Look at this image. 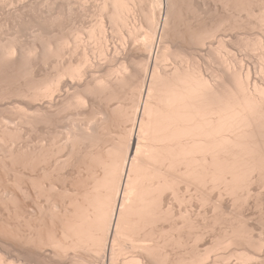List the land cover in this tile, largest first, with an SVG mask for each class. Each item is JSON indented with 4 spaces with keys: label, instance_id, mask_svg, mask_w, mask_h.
I'll list each match as a JSON object with an SVG mask.
<instances>
[{
    "label": "bare ground",
    "instance_id": "6f19581e",
    "mask_svg": "<svg viewBox=\"0 0 264 264\" xmlns=\"http://www.w3.org/2000/svg\"><path fill=\"white\" fill-rule=\"evenodd\" d=\"M90 1H92V0H90ZM100 1H102V2L100 3V5L98 7L100 8V11L104 14V16H106V18L108 20L107 22L112 27L111 29H113V32L116 33V31H118V32L120 31V28H123V30H124V28H126L129 35L132 38V39L130 38L131 43H132L133 38L135 37V40H134L135 46H133L132 50H136V52L139 51L138 53H141L142 54L141 56L144 55L143 56L144 58H142V60H140L137 63V68H136V70L135 69L134 70L136 71L137 74H139V72L142 73L143 76L140 78L141 80L138 81L137 84H135L136 74L130 70L129 62L125 61L128 58L126 59L124 57L125 60L120 63V66L118 65L119 67L117 69L112 68L114 65L112 67H108V70L106 72V78H105V75L103 74L104 79L101 81H99L100 79H98L99 83L97 82L96 87H91L92 85H94L93 83H91L92 84L91 86L87 83L85 86H83L84 87L83 90H85L86 95L89 93H90V95H95L98 93L101 94L102 92H104V94L108 93V96L106 99L110 103L114 100L119 99V93H120L119 91H122L126 87L129 88L131 91L130 95H132L131 106H129L128 108H125L121 103H119L115 107L110 109V106L107 104L109 107L108 109H110V110L106 116L107 117L106 121L112 122V120H113V121H116L117 124L120 123L119 124L120 126H121V124H128L129 127H128V125H126V129L122 132V135H119V136H121L120 139L118 138L119 141H117V142L115 141L116 143L113 144L111 147L108 146L107 147L108 149L106 151H103V153L101 152L102 150L98 151V148H97L100 145L99 142H101V140H100L98 134H95V132H97V131L99 132V129H100L99 127H98L99 129L95 128V129H97V131H94V133L92 131H91V133H89L88 131H90V130L88 129L87 132H86V130L85 131L82 130V133H80V131H79V133H80L79 134L78 131L76 130L77 131L76 133H78V135L77 134L72 135V133H73L72 132L70 135L71 137L68 136L69 138H68V140L66 139L67 142H65L66 145H65V143H63L65 146L62 145L64 150L60 149L61 152L66 151L65 149L67 148V149L71 150L70 152L72 154L82 144H84V147H85V144L89 143L90 148H88V149H90V150L85 151V153H86L85 157L90 156L89 158L91 159V163H94V165L97 166V168H99V170H101L100 172H102V175L99 177L95 176L96 178L95 177L92 178L93 183H92V185L90 184L91 185V188L89 187L90 189H87V191H85L86 190L85 189V190H83L85 192H82V193L80 192L79 194L75 193V195H74L75 197L71 198V201L69 199L70 203L68 204V206L70 205V207H66V209L63 208L64 210H61V208H60L61 211L58 214L59 218H57L59 220L58 222L60 224V228H59L60 231L58 230L60 232L59 237L54 235L55 233L52 234L51 232H50V234L48 233L47 236L45 235V237H43L44 235L34 237V236L29 234L32 237L28 236L29 237L28 241L26 239L25 242L27 241L29 244L31 243L30 246L34 244L35 246L33 245L32 247H36V248H32L33 250L37 249V248H41V249L44 248L45 249L46 247L47 248L48 247L53 248L54 249L53 251H55L54 256L58 257V259H61V257L63 258V257H65V255H66V257H68V255H70V253H74V252L76 253L78 251H80V253H81V251L84 253L90 252L89 255L91 253H95L96 255L93 254L94 256H98V255L100 256L104 253L103 251L105 250V248H107L108 245H111V249H112L111 253L112 254L116 253V255L117 254L120 255V252H121L120 249L125 247V246L123 247L122 245H121L122 246L121 247L120 244H123V245L128 244L129 245L130 242L132 243V241H135L134 246L132 243V246L134 247L133 249H135L138 242H139L138 245H141L140 246L141 249L139 246H137V247H139V248L136 247L138 250L135 249L136 251L135 250L134 251L139 252V249H140V251L144 252L142 254L146 255V256L143 255L145 257L142 256V259L147 257V260H148L150 258V259H152L151 261H154L156 264H157V262L159 264H168V262H169L168 260H170V258L168 259V257H170V254L168 256V252H167L168 249L167 250L165 249L167 252V253L165 252L166 254L161 253L160 250L162 251L164 246H165V248L167 246L173 247L170 242H172V243L174 242L175 245L180 246V248H181V246L185 245V242L189 239L191 240V241L190 240L187 241L189 243L190 242L192 243V241L195 243L196 242L198 243V241H200V240L204 242V235H205V237H207V236L212 237V235L215 233H216L215 234V240L213 241L214 238L211 239L213 241V244L211 242L210 243L211 246L208 245V247L206 246V248H201V249L206 250V251L204 250L205 252L202 251L203 254L199 252L200 250L198 251V249H199L198 245L199 244L194 246L192 248L193 250L191 249L192 254L187 249V251L191 254V255H189L190 257L193 258L195 256L193 258L194 263L189 259V261L192 264H196L197 261H198V264H200V263L202 264V261L207 262L209 260L207 255H209L211 252H215V251L225 252L226 249L230 251V253H229L230 255H228V254L224 255L221 252L223 254L221 256L219 254L220 252L219 253L217 252L218 257L222 258L223 256H226L224 258L229 259L230 258L229 256H231V253H232L231 250L234 249L233 247L236 246L237 248H239L240 245H242V244H245L244 246H247V248L251 247V248L257 249L258 251L259 250L263 251L264 250V239H261V237L264 235V233H262V232H264V230H263L264 227H261L263 230L262 232H261V229L259 227L258 230H260V235H259L260 238L258 239L256 237L257 238V240H256L254 237V234L252 235V232L255 233V230L252 231V229L249 228V226H250V225H248L249 221H248V219L246 220V218H245L249 213L247 211H245L244 208H246L245 207L246 205L247 206L249 205V207H250L251 206L250 204H252V206L254 204H256L257 205V206L255 205L256 208H258V207L261 208V206H259V205H262L261 203H263L262 201H264V199H263L264 198V195H263V192H264V83L260 84V83H262V81L259 80L257 77V76H259L260 78L262 77L263 79L262 78L261 79L264 80V54L263 55L261 54L262 55V57H261L262 63L260 66H257L259 68L254 66L255 68H254L253 72L251 70H248V72L245 75L243 74L245 76L244 78L241 77L242 74L240 76L238 73L232 72V70L234 69L233 67L231 70V67L226 66V72L224 69H223L224 71L222 70L226 74L223 73L225 75L224 76L220 75L221 77L214 76L215 78L213 79V78L207 77L206 74L204 73L205 70L208 68L206 67L205 70L203 71L204 66L202 67V64L200 65V62L198 59V54L200 55L201 51H200V53H198L197 48L198 47L202 48V46L205 45L207 40L209 41L212 38L216 37L215 36V34H217L216 30L219 26L222 25L223 22L220 23L218 26H216V28L214 26L212 27V24H211V27H209L210 25H207V26L204 25L205 26L204 27L201 24L200 27L198 25H197V27L191 26L190 27L191 30L189 28V30H190L189 32L186 30L190 34L189 40L191 42L190 43L188 42V43L190 44V46L193 43V45H192L193 48L192 49L190 48L192 51L191 52V58H190V55L188 54L189 59L190 60L192 59L191 63L190 64L187 63V64H189L188 66H183L184 62L185 61L187 62V60H188V55H187V51H185L186 48L184 49V47H185L184 43L185 42L182 45V43H180V41H179V37H180L179 29L184 24L182 22V19H183V14H184L185 8L187 7V5H186L187 0H151L152 1V5H151L152 7H149L150 9L148 7H145V5L147 6V4L145 3L143 8L145 7L149 10L146 9L148 12L146 14H144L145 19L142 21H144V22L146 21L145 23H147L146 24L147 28L145 27L144 29L145 30L147 29V30H146V32L144 30L142 31L143 33L145 32V36L143 35L144 38L143 37L141 38L142 41L139 40L141 42H138L137 39H139V38H138L137 34H138V32L140 33L141 29H143L142 24L138 25L135 23L134 24L135 26H132V25L134 23L133 18L136 17L138 12H140V11L144 12V10H142V7H141L144 0H100ZM188 1L190 2V3H188V4H190L189 8H191V6L194 5V3L192 4V2H195V0H188ZM257 1L258 0H217V2H219L221 7L224 9V12L228 11V12L235 13V14L236 13H242V14L245 13L246 14L245 16L247 17V19L249 18L248 20H250V19L253 20L252 22L249 21V22H251V23H249V24H251L250 26H254L255 28L258 27L259 29L264 31V6L263 7L260 6V8H259L258 7L259 5H257L259 11L257 9L258 12H255V10H256L255 7H256ZM149 2H148V5H150ZM165 2H166V5H165ZM196 2H197V0H196ZM213 2H215V1H213ZM217 2H216V4H217ZM89 3H90L89 0H0V15L3 17L5 16V18L11 20L12 23L14 24L13 27L15 25H17V26L23 28V26L25 27V25H28L29 26L28 28H31L32 30L33 29L38 30L39 33L35 35V36H37L36 39L39 38L42 41V42L40 41V43H42V45L44 44V46H42L40 44L42 46V49H43V50H41L42 53L40 54L38 52L39 50L37 51L36 48L33 46H31V48L27 47L26 49L21 48L22 46H18L19 42H20V41L18 42V40H20L19 37H18L19 39H17V37L15 36L16 38H14V39L12 38L11 40L8 38L9 42L6 41V43H3L0 40V70H1L0 73L4 74L6 71L8 72L9 69H12V71H13V70H15V69L17 70V68H21V67H22V69L21 70L19 69V70L21 72H22V70L23 71L25 70L24 73L25 72L27 73V71L29 72V70L33 68V66L32 67L30 66L32 64L31 62L33 60H36V61L38 60V62L41 61V60H39V58H41L44 61H47L46 59H49V58L50 59L55 58L58 60L60 58H63L64 56L66 57V55L68 53L71 55H72V53H76V50L80 49V47L86 48L85 47L86 46V44H85L86 39H85V41H83L84 38L83 37L81 38L83 33L81 34L80 31H79V33L81 35L79 33L76 34V42L73 43L75 45L72 44L73 45L72 47L70 46L71 43H69L68 41H66L65 38L60 37V36H59L60 39L55 38L56 40H58V41L55 40L56 44H55V42H52L51 40H44V38L46 36L44 35L45 37L43 38V36H41L40 31L44 30V28L50 23L53 26H54V24L58 23L59 20L62 18L61 16L63 14L61 15V13L64 10L70 16L71 15L73 16L76 14V18L80 17V19L83 22H85L86 18L88 17V14H86V8L88 7ZM92 3L94 4V2H92ZM95 6H96V4H95ZM217 6H218V4H217ZM189 8H188V10H189ZM192 9H194V8L192 7ZM208 9H209V7H208ZM207 11H209V10H207ZM194 12H196V11H194ZM228 12H227V14H230ZM140 14L142 15V12H140ZM201 14H202V12H201ZM201 14H199V15H201ZM86 15H87V17H86ZM186 15H188V14H186ZM100 16H103V15L100 14ZM232 16H234V15H232ZM241 16L239 15L238 17L241 18ZM142 18H143V16H142ZM9 20H7V23ZM65 20H62V21H65ZM102 20H103V18H102ZM234 20H235V18H234ZM224 22L226 23L227 21H224ZM243 22L244 21H242V23ZM101 23L102 24H100V29H98L99 27L97 28L101 34L99 42H98L99 46H100V47L98 46L100 48L99 49L100 50L99 56L102 59V61H104V63L105 62L111 63L112 60L120 58L121 55H119L120 53L118 52L117 45H115V46L113 45L114 47L110 48L111 45L108 44V38L109 37H108L107 29L104 28L103 22H101ZM4 24L5 23L3 22L2 25H4ZM8 24H7V26H8ZM80 24H81V22H80ZM83 24H81V27H83ZM249 24H248V26H249ZM59 25L61 26V24H59ZM105 25H107V24H105ZM7 26L4 25L3 28L7 27ZM55 26H57V25H55ZM0 29H2V27ZM84 29H85V26H84ZM87 29H88V27H87ZM186 29H188V28H186ZM11 30H12V28H11ZM75 30H77V28ZM180 30H183V29H180ZM7 32H9V31H7ZM50 32H52V31H50ZM72 32H74V31H72ZM48 34H50V33H48ZM85 34H87V32ZM219 34H220V32H219ZM96 35H98V34H96ZM138 35H140V34H138ZM141 35H142V33H141ZM185 35H186V33H185ZM53 36H54V34H53ZM116 36H117V34H116ZM127 36H128V34H127ZM47 37L49 38L50 36H47ZM95 37H97V36H95V31L91 30L90 31L91 40H95L94 39ZM52 39H54V38L52 37ZM116 39H117V37H116ZM119 39H121V38L119 37ZM23 42H26V40ZM136 42H137V44L138 43L139 44L137 45ZM261 43H262V41H261ZM28 44H29V42H28ZM119 44H120V42H119ZM126 44H127V42L122 44V46L124 47V45H126ZM253 44H254V46L256 45L255 43H253ZM20 45H22V44L20 43ZM258 45L261 46V45H263V43L261 45L260 44H258ZM25 46H27V45H25ZM127 46H125L124 48H126ZM18 47H20L21 49H18ZM195 47H196V49H195ZM120 48H121V46H120ZM251 48H252V46H251ZM256 48H257V46H256ZM96 49H98V48H96ZM193 49H195V50H193ZM258 51H259V48H258ZM82 52H84V51L82 50ZM85 52H86V50H85ZM130 53H128V55H130ZM242 53H243V51H242ZM94 55L96 56V54H94ZM171 55H173V56H171ZM67 56H69V55H67ZM78 57H79V55H78ZM80 57H82V56H80ZM88 57H89V53L87 56V52H86L84 54V57H83L84 61L82 60L80 64L76 63L77 65H73V63L70 61L69 64H65V66H63V67H62L63 64L59 66L62 68H59L58 63H57L56 66L54 65L57 68V72H56V74H55L56 76H54L53 80H48V79L43 80V81L40 80L39 82L36 81L39 84H37V83L34 84L31 82L32 80L30 79L31 84H29V86L33 84L32 88H30L29 86L27 88L26 87L25 88L28 90H29V88L31 90L33 89V91H32V93H30V92H26L23 90V92H24L23 94L24 95L26 94V98H27V96L32 98L33 99V100L31 99L32 102L33 101H37V102L42 101V100H45V98L46 99L50 98L49 103L53 102L54 101L53 97H54L55 93L58 92L61 88L60 86H61L62 79L65 80V78H66L68 81L70 80L71 82H73V81L82 82L84 77L86 76V72L88 71L87 69L85 71L83 65L84 66L88 65L89 67L94 68L95 65L94 64H93L94 66L91 65V63H90L91 60ZM173 57H175L174 59H178V60L180 59L179 63H180V61H181V63L178 64L177 63L178 60H176L177 62L174 61L175 67H173L172 69L170 68V70H168L165 64L169 58L172 59ZM219 57H221V56H219ZM122 58H123V56H122ZM214 58H215V56H214ZM78 59H81V58H78ZM131 60H133V59H131ZM131 60H130V63H131ZM203 60H205V59H203ZM214 60H217V59H214ZM41 62H43V61H41ZM93 62L97 63L95 61H93ZM117 62H118V60H117ZM176 63H177V65H176ZM43 64H45V63H42V65H41L42 68L44 66ZM258 64H259V62H258ZM16 65H18L17 68H16ZM6 66L8 67V70H7V68H5ZM134 66H135V63H134ZM220 66H223V65H220ZM89 67H86V68H89ZM101 67H103V66H101ZM242 67H243V65H242ZM93 68H90V69H93ZM48 69H49V67H48ZM102 69H104V71H105V67L101 68L100 70H102ZM44 70H45V68H44ZM49 70H51V69H49ZM12 71H10V73ZM47 71H45V72L47 73ZM54 71H56V70H54ZM54 71H52V72H54ZM52 72H49V73L52 74ZM10 73H9V75H10ZM14 73L15 72H13L12 76H16L17 74L19 75L18 72H16L17 74H15V75H14ZM22 74L23 73H21L20 76ZM9 75L7 77H9ZM30 76H31V74H30ZM30 76H26V77H30ZM1 78H3V77H1ZM23 78H21V79H23ZM32 78H33V76H32ZM88 78H89V76H88ZM13 79H15V78H13ZM43 79H45V78L43 77ZM67 80H65V81H67ZM258 80L261 82H259ZM24 82H26V81L24 80ZM34 82H35V79H34ZM26 85L27 84H25V86ZM68 85H65V86H68ZM78 85H80V84H78ZM15 86H14V89H15ZM63 86H64V84H63ZM3 87H4V85H3ZM83 90H82V94L84 93ZM16 91H18V90L16 89ZM60 92H61V90H60ZM62 92L63 93L65 92V95H66L65 90ZM58 94H60V93H58ZM77 94H79L80 96H76ZM77 94L76 95L74 94L75 96L74 95L72 96L73 99H75V100H73L72 98L71 99L73 101L66 100L65 102H63L62 106L58 109L62 110V111H64V110L67 111V109L70 108L71 106L74 107L73 104H75V107H76V105H78V106L82 105L84 107L85 106L84 104L87 105L88 103H90V102L86 103V101H87V100H85L86 95H85V97L82 95L84 97L83 98L80 93H77ZM7 95H8V93H7ZM56 95H57V93H56ZM60 95H64V94H60ZM58 97L61 98L62 96L61 97L58 96ZM5 98H7V97H5ZM125 98H126V96H125ZM51 99H53V100L50 101ZM94 99H96V97ZM31 100L28 99L29 102ZM98 100H99V98H98ZM4 101H6V100H4ZM99 101H101V100H99ZM94 102H95V100H94ZM2 103H3V101H2ZM99 103H101V102H99ZM93 104L95 105V103H93ZM4 105H6V104H4ZM52 105H53V103H52ZM49 106L50 105H48L47 107H49ZM19 107L21 109V106H19ZM44 107H46V105ZM102 107H103V105H102ZM92 108H93V106H92ZM13 109H14V107H13ZM85 109H87V108H85ZM94 109H95V107H94ZM39 110H41V109H38V111ZM34 111H36V110L34 109ZM4 112H1V113H4ZM27 112H30V111H27ZM8 114H9V112H8ZM34 114H36V113H34ZM42 114H44V113L42 112ZM57 114H59V113H56L55 117H57ZM101 114L103 116V113H101ZM28 115H31V114H28ZM18 116H19V111H18ZM32 116H33V113H32ZM41 116L43 117V115H41ZM41 116H40V119H41ZM50 116L52 117L53 115L50 114ZM50 116H47V117H50ZM60 116H61V114H60ZM88 116H90V115H88ZM92 116H93V114H92ZM2 117H3V115H2ZM29 117H27V118H29ZM22 118H24V117H22ZM103 118H104V116L102 117V119ZM71 119H73V118H71ZM43 120H44V118H43ZM48 120H49V118L47 119V121ZM18 121H19V119H18ZM50 122L52 123L53 121L51 120ZM100 122H102V121H100ZM105 122L103 121L102 125H103V123L105 125L106 124ZM111 122H110L111 125H109V126L113 125ZM13 123H16V122H13ZM36 123H38V122H36ZM18 124L20 125V122ZM90 124H93V123L91 122ZM107 124H109V123H107ZM97 125H96V127H97ZM102 125H98V126L101 127ZM27 126H29V125H27ZM33 126L34 125H32V128H33ZM18 128H19V126H18ZM34 128H35V126H34ZM104 128L107 129L108 127L106 128V126H103L102 129H104ZM119 128H121V127H119ZM16 129L17 128H15L14 130H16ZM12 130H13V128H12ZM117 130H118V128H117ZM36 131H37V127H36ZM104 131H106V130H104ZM104 131H100V135H102ZM12 133H11V135H12ZM55 133H57V132H55ZM0 135H2V134H0ZM4 135H5V133H4ZM12 136L15 138L14 135H12ZM21 137H22V135H21ZM3 138H4V136H3ZM106 139H107V137H106ZM24 140H26V139H24ZM17 141H19V140H17ZM21 144H22V142H21ZM60 144H61V142H60ZM105 144H107V143H105ZM43 145H44V143H43ZM37 146H39V145H37ZM23 147H26V146H23ZM41 147H42V144H41ZM28 148H30V147H28ZM43 148H42V150H43ZM93 148L94 149L97 148L96 151H98V152L94 151ZM17 149H19V148H17ZM55 149H56V147H55ZM86 149H87V147H86ZM15 150H16V148H15ZM31 150H33V149H31ZM53 150L49 154H46V152H45V154L44 153L42 154L40 152L41 150L39 151L40 153H37L38 151L37 152L35 151L37 154L35 152H33L34 154L28 155V156H31V158L29 157L30 159L28 158V156L25 155L26 158H28V159H26V160L18 159V160H16V162H17V164L21 165V160H22L23 161L22 163H24L25 165H27V163H28V165H30L32 162H33V164H31V165H35L34 162H37L36 161L37 158H35L33 156H38V160L40 161L41 156L50 157V156H56L58 153H60L59 148L56 149L58 151H56V150L53 151ZM25 151L27 152L26 149H25ZM76 152H78V151H76ZM7 153H9V154L5 155V156L3 155V156L5 158H7L6 156H8V159L10 158L9 156H16V154H17L16 152L14 153L12 150L8 151ZM62 154L60 156H63ZM1 156H2V154L0 155V157ZM17 156H19V155H17ZM39 156H40V159H39ZM20 157H21V155H20ZM69 157L70 156H68V158ZM16 158H18V157H16ZM22 158H24V157H22ZM50 158L52 159L53 157H50ZM68 158H67V161L69 162L70 159L68 160ZM8 159H7V161H8ZM86 159H87V157H86ZM63 160H65V159L63 158ZM3 161H5V160H3ZM24 161H27V163ZM46 162H48V161H46ZM64 163H66V162L64 161ZM79 164H80V162H79ZM37 165H39V164L37 163ZM88 166H90V164ZM2 167L4 169L6 168L5 166H2ZM24 167L25 166H23V168ZM45 167H46V165H45ZM54 167H57V165ZM27 168L29 169V166ZM93 170H95V169H93ZM93 170H92V172H93ZM13 171H18V170L13 169ZM18 172L20 173V171H18ZM100 172L99 173L94 172V174L96 173L99 175ZM89 173H91V172H89ZM7 176H9V175H7ZM12 176H13V174H12ZM46 176H47V174H46ZM12 180H14V178ZM31 180L33 181V179H31ZM10 182H13V181L10 180ZM33 182H36V181H33ZM18 183H20V182H18ZM37 183H36V186H38ZM31 184H32V182H31ZM32 185L34 186L35 183ZM58 185H59V183H58ZM34 188L37 190V188L35 186H34ZM52 188H55V187H52ZM182 189L184 191L186 190V191H192L193 192L191 196H190L191 192L187 193V194L190 193L189 199L187 196H186L187 198H184L181 196L180 193L184 192V191H181ZM56 190H57V188H56ZM71 191H73V189ZM53 192H55V191L53 190ZM58 192H60V191H58ZM43 193H41V194H43ZM35 194H36V192H35ZM169 194L172 195V198L174 197L172 199L173 201H175V200L177 201V203H176L177 205H179V203H180V206L182 205L181 207H184V208L186 207L185 209L188 210V212L186 210V212H187L186 214L179 212V211H182L181 209H184V208L179 207L180 209H178V208L174 209L171 204L175 203L176 201L171 203L170 198H169V202H170L171 206H169V205L166 206L167 205L166 196H168ZM7 196H8V194H7ZM7 196H6V198H7ZM11 197H12V194H11ZM29 197H31V196H29ZM36 197H38V196H36ZM64 197H65V195H64ZM68 197L70 198V196H68ZM261 197H263V198H261ZM57 199H59V198H57ZM9 200H11V199H9ZM7 201H8V199H7ZM62 201H60V202H62ZM195 201H196V203L199 204V205L198 204L197 205L202 208L201 209L198 206L195 207V208H199L198 209L199 211L197 209H196L197 210L196 211L195 209L192 210L193 208L192 209L189 208L195 203ZM189 202H191V204H190L191 206L188 205ZM224 202L227 203L225 207H227V205L229 204V206L227 207L228 211H223ZM46 203L48 204L49 202H46ZM185 203H187V205H185ZM47 204H45V205H47ZM52 204L53 203H51L50 205H52ZM34 205H36V204H34ZM54 206L55 205H53V207ZM24 207H25V204H24ZM249 207H247V208L249 209ZM262 207H264V206L262 205ZM22 208H23V206H22ZM50 208H51V206H50ZM26 209L28 211H32L29 209V207ZM36 209H38V208H36ZM39 209H43V207L39 208ZM39 209L37 211L41 215L42 212H44V211L43 210L41 211ZM203 209H205V210H203ZM241 209L243 211H241ZM27 210L25 211V213L27 212ZM51 210L52 209L48 210L51 217H54L55 214L57 215V213H55V214L53 213L54 210H57L56 208L52 212H51ZM174 210L178 211V214H176L177 216L175 215ZM189 210H192L191 211V212H193L192 215L190 214L191 212H189ZM195 211L197 213L196 215L194 214ZM201 211L203 213H201ZM244 211L247 212L248 214L245 213ZM262 211H264V208L260 209V212H262ZM48 212H47V214H48ZM238 212L242 215L244 213V214H246V216L243 215L245 217H242V215H240ZM260 212H259V214H258V212H257V214L254 213V215L256 214L254 216L255 219L251 216L252 220L253 219L259 220L260 217L264 218L262 215L264 212H262V214ZM179 213H180V215H179ZM11 214H12V212H11ZM28 214H29V212H28ZM28 214H26V215L29 216L30 214L29 215ZM13 215H11V216H13ZM178 215H179V217H178ZM194 216H196V217H194ZM256 216L258 218H256ZM32 217H30V218H32ZM199 217H201V219ZM202 217H203V219H202ZM206 217H207V219L210 220V224L207 225V227H206V224L209 223V220H207ZM251 217H249L250 218L249 220H251ZM174 218L183 219V220H181L183 222V225L174 224V223H177V222L172 221V219H174ZM197 218L200 219V222H202L204 219H206L208 221V223H205V224L203 223L205 226H202L201 223L196 221ZM243 218H245V220ZM180 219H178V220H180ZM36 220H38V219H36ZM53 220H52V222H53ZM260 220H259V222L264 224V220H262V219H260ZM16 221H18V219ZM168 221L169 222L172 221L171 225H169L171 227L170 228L171 231L169 232V229H168L169 234L166 233L167 231H165V229H164L165 222L168 223ZM245 221L246 222L248 221L247 224ZM218 222H219V224H218ZM252 222L255 223L256 221L255 222L251 221V223ZM259 222H258V224H259V226H261V224ZM220 223L225 224V225H222V227H224V228L217 235V230H215L216 232L214 231V233L212 231L215 228H217L218 225L220 226ZM54 224H56V223H54ZM158 224H160V225L163 224V226H161L162 229H158V228H161L160 225H158ZM200 224H201V226H200ZM216 224H218V225L216 226ZM256 224L257 223H255V225ZM14 226H16V225H14ZM157 226H159V227H157ZM253 226H254V224H253ZM200 227L201 228L204 227V228H202L200 230L199 229ZM4 228H7V227H4ZM31 228H32V226H31ZM13 229H14V227H13ZM15 230H16V228H15ZM30 230L32 231L33 229H30ZM47 230H48V228H47ZM156 230H158L157 234H155ZM210 230H212V231H210ZM209 231L212 232L213 234L209 233ZM16 232H17V230H16ZM28 232H29V230H28ZM175 232H177V233H175ZM13 234H14V232H13ZM154 234H155V237H154L155 239L153 238L152 241L156 240L158 242V243L156 242V244H154L153 242L149 243V242H147V240H145L148 244L145 243L147 245H145V244L143 245V244H140L141 243V241H139L140 238L135 237V236H142V235L147 237V236H152ZM159 234L162 236L165 235V238H164V236L161 239L158 237L156 238V235L159 236ZM174 234H178V235L174 236ZM261 234H263V235H261ZM144 236L141 237V240L143 239V241L145 238ZM208 237L205 240H207ZM0 238H1V236H0ZM131 238H132V241H131ZM133 238H136V239H133ZM21 239H22V237H21ZM128 239H130L129 240L130 242L128 241ZM137 239H138V242H136ZM158 239H160L161 241L164 239V242L160 243L158 241ZM17 240H18V238H17ZM126 240H127V242H126ZM211 240L209 239L208 241H211ZM9 241H11V240H9ZM27 242L25 244H28ZM167 243L168 244L170 243L171 245H166ZM15 244H17V243H15ZM19 244L20 245H18V244L17 245L21 246V243H19ZM0 245H2V244L0 243ZM187 245L188 244H186L185 247H187ZM30 246H28V247L31 250ZM116 246L118 247L119 250L117 249ZM2 247H3L2 248L3 250L5 249V251H6V249H7L9 251L8 245L7 246L3 245ZM5 247H7V248H5ZM197 247H198V249H197ZM29 248H28V250H29ZM130 248H132V247H130ZM115 249H117L119 252ZM124 249H121V250H124ZM223 249H225V250L223 251ZM240 249H242V247H240ZM126 250H129V249L127 248V249H125V251ZM235 250L238 251L239 249L235 248ZM1 251H0V264H21V262L20 263L15 262L16 260L15 261H13V259L9 260L8 259L9 257L8 258L6 257L5 252L3 253ZM36 251H38V250H36ZM113 251H114V253H113ZM185 251H186V249H184V252ZM236 251H233L234 252V253H232L233 256L236 253ZM241 251L240 250L238 251L239 256H241V258L238 256V259L241 262L239 261L240 263H237V264H247V263L249 264L250 261L255 262V264H258L257 262L260 261L259 264H264V263H262L263 260H259V258L257 256L256 257L258 258V261L256 258H254L256 260L253 259V257L251 256L252 255L251 253L248 252L249 254H247L246 252H243L244 251L243 249ZM260 251H259V253H260ZM15 252H16V250L14 251V253ZM31 252H32V250H31ZM123 252L124 251H122V253ZM14 253H12L13 256H14ZM23 253H24V250H23ZM46 253H48V252H46ZM125 253L127 254V252H125ZM125 253H123V256ZM217 253H216V255H217ZM41 254L42 253H40L39 255H41ZM126 254H125V256H127ZM139 254H140V252H139ZM142 254H140V255H142ZM93 255L91 254L92 257H93ZM116 255L114 254L113 258L115 257V259H116V257H118L119 259L118 258L117 259L119 261H120L121 257L123 258L122 255H120V256H118V255L116 256ZM19 256H21V255H19ZM73 256L68 257V258H70V259L74 258ZM75 256H77V253ZM107 256L108 255H106L104 257H107ZM130 256L128 258L125 257L120 263H117V264H150V263H148L149 260L148 261H146L144 259L141 260V259L137 258V256H135V257H133V256L130 257ZM184 256L189 258L188 254H185ZM206 256L208 259L207 261L205 258ZM27 257L30 258L29 255H27ZM55 257L50 256V259L52 258V260H53V258L55 259ZM138 257H140V256H138ZM22 258H23V255H22ZM38 258H40V257H38ZM41 258H43V257H41ZM48 258H46V259H48ZM68 258H66V259H68ZM93 258H97V257H93ZM109 258L112 259V256L110 255ZM25 259H26V257H25ZM32 259H34V258H32ZM46 259L44 258V260H46ZM58 259L56 258L55 260H58ZM79 259H82V258L77 259V257H76V260H75V258L73 259V260H75L74 262L71 259L72 262H70V263H72V264H86L85 263L86 260L79 261ZM101 259H103V257H101ZM111 259H109V260H111ZM183 259H184V261H183ZM213 259H214V257H213ZM105 260H103V261H105ZM186 260L188 261V259L183 257V258H180L179 261H174V263L185 264ZM34 261L38 262L40 264L39 260L37 261V259H34ZM103 261L101 262V260H100V262H101L100 264L106 262V261L105 262H103ZM115 261L111 260L109 262V264L111 262H112V264H115V263H113ZM151 261H149V262H151ZM170 261L172 263H169V264H174L173 260H170ZM234 261H236V260H234ZM45 262H47V260ZM50 262H53V261H50ZM188 262L186 264H191ZM205 262H203V264ZM230 262H228V260H227L228 264ZM253 262H251V263L254 264ZM29 263H32V261H30ZM92 263L90 262V264H92ZM152 263L153 262H151V264ZM45 264H48V262ZM50 264H52V263H50ZM223 264H225V263H223Z\"/></svg>",
    "mask_w": 264,
    "mask_h": 264
},
{
    "label": "rangeland",
    "instance_id": "374dc122",
    "mask_svg": "<svg viewBox=\"0 0 264 264\" xmlns=\"http://www.w3.org/2000/svg\"><path fill=\"white\" fill-rule=\"evenodd\" d=\"M146 0H144V2H143V4L141 5V7H142V10H144V12L143 11H140V12H142V15L140 14V12H138V14L136 15V17H134L133 18V25L132 26H135L134 24L136 23V24H138V25H141L142 24V28L143 29H141L140 30V33L138 32V34H140V35H138L137 34V36H138V38L139 39H137L138 40V42H141L142 40H141V38L143 37L144 38V36H145V32H146V30L144 29L145 27L147 28V26H146V24L147 23H145L144 21H142V20H144L145 19V15L144 14H146L148 11L147 10H149L150 8L149 7H152L151 5H152V1L151 0H147L146 2H145ZM150 1V2H149ZM203 1V2H202ZM213 1H215V2H213ZM197 0V2H196V0H195V2H192V4L194 3V5H192L191 6V8H189V6H190V4H188V3H190L188 0H187V2H186V5H187V7L185 8V11H184V14H183V19H182V22L185 24H183L182 25V27L180 28V29H183V30H180L179 29V33H180V37H179V41H180V43H182V45H183V43H184V49L186 48V50L185 51H187V55L189 54L190 55V58H191V49L193 48V43H192V45L190 46V34L188 33L190 30H191V26L192 27H197V25L200 27L201 26V24H202V26H204V25H210L209 27H211V24H212V27L214 26L215 28H216V26H218L220 23H222V25L221 26H219L218 28H217V30H216V33L217 34H215V36L216 37H214V38H212L211 40H207L206 41V43H205V45L204 46H202V48L201 47H198L197 48V52L198 53H200V51H201V53H200V55L198 54V59H199V62H200V65L202 64V67L204 66V69H203V71L205 70V68L207 67L208 69H206L205 70V74H206V76L207 77H210V78H215L214 76H218V77H221V76H224L226 73V66H229V67H231V70H232V67L234 68L233 70H232V72H236V73H238L240 76H241V74H242V78H244L245 76V74L248 72V70H251L252 72L254 71V66H260L261 65V63H262V59H261V57H262V55L264 54L263 52V50H264V31L263 30H261V29H259L258 27H254V26H250L251 24H249V23H251L253 20L252 19H250V20H248L247 19V17L245 16L246 14L244 13V14H242V13H231V12H228V11H225L224 12V9L221 7V5H220V3L219 2H217V0ZM260 1V2H259ZM89 5H88V7L86 8V14H88V17H87V15H86V20H85V22H83L81 19H80V17H77L76 18V14L75 15H69V14H67L66 12H65V10L61 13V19L59 20V22L58 23H56V24H54V26L50 23V24H48L45 28H44V30H41L40 32H41V36H43V38L46 36H50L49 38L47 37H45L44 38V40H51L52 42H55V40L56 39H60V37H63V38H65L66 39V41H68L69 43H71L70 44V46L72 47L73 45H75V44H73V43H75L76 42V34H78L79 33V31H80V33L82 34V36H81V38L83 37L84 39H83V41H85V39H86V42H85V44H86V48H84V47H80V49H77L76 50V53H72V55L71 54H67V55H69V56H67L66 55V57L64 56L63 58H60V59H55V58H52V59H46L47 61H44V60H42L41 58H39V60H41V61H43V62H41V61H39L38 62V60L36 61V60H33L31 63V67L33 66V68L32 69H30L29 70V72L27 71V73L25 74L24 73V71L22 70V72L20 71L21 69H22V67L21 68H17L18 67V65H16V68H17V70L15 69V70H13L12 71V69H9V71L7 72L6 70V72L8 73H4V74H1L0 73V111L1 112H4V113H1L0 112V134H2V135H0V155L2 154V156L0 157V236H1V238H0V243L2 244V245H0V251L1 252H5V255H6V257L9 259V260H12L13 259V261H15V262H21V264H39L38 262H35L34 261V259H37V261L39 260V262H40V264H45V263H47L48 262V264H50V263H52V264H72V263H70V262H72V260L75 258V260H76V257H77V259L78 258H82V259H79V261H81V260H86L85 261V263L86 264H90V262L92 263V264H100L103 260H105V261H103V262H105V263H102V264H109V262L112 260V261H115V262H113V263H115V264H117V263H120L125 257L126 258H128L130 255V257H135V256H137V258H139V259H141V260H146V261H151L152 259H148L147 260V257L146 258H143L142 259V256L143 255H145V254H142V253H144L143 251H140V249H141V245H138V239H137V241L136 242H138L137 243V245H136V247L137 246H139L140 247V249H139V252H140V254H142V255H140L139 254V252L137 251V252H135L136 250H138L137 248H139V247H135V249H133L134 247V243H135V241H132V238H131V241H132V243H133V246H132V243L129 241L130 239H128V241L131 243H129V245L128 244H120V246L122 245L125 249H129V250H126L125 251V249L124 248H121L119 245V247L121 248V249H124V250H121L120 249V255H122L123 256V253H125V252H127V256H125V254H124V256H123V258L121 257V259H120V261L118 260L119 258L118 257H116V259H115V257L113 258V255L115 254L116 255V253H114V251H113V253L114 254H112L111 252V245H108L107 246V248H105V250L103 251L104 253L102 254V255H98V256H94V255H96L95 253H91L92 255H93V257H97V258H93L92 256H91V254L89 255V253L90 252H82L81 251V253H80V251H78V252H76L77 253V256H75L76 255V253L74 252V253H70V255H68V257H72L73 255V257L74 258H68V257H66V255H65V257H61V259H58V257H55L54 255H55V251H53L54 249L53 248H50V247H46L45 249L43 248V249H41V248H37V249H32V248H36V247H32L33 245H31L30 246V244L27 242L28 241V236H30V235H32V236H43V237H45V235L47 236L48 235V233L50 234V232L52 233V234H54V235H56V236H58L59 237V235H60V224H59V220L57 219V218H59V212L61 211V210H64V209H66V207H70V205L68 206V204L70 203V201H71V198H74L75 196V193H77V194H79L80 192L82 193V192H85V191H87V189H90L91 188V185H92V183H93V180H92V178H94L95 176L96 177H99V176H101L102 175V172H100L101 170H99V168H97V166H95L94 165V163H91V159L88 157V156H86L87 157V159H86V157H85V155H86V153H85V151L86 150H90V149H88V148H90V146H89V143H86L85 144V147H84V144H82L79 148H77V150H75L74 151V153H72L71 154V150H69V149H65L66 151H62L61 152V150H64L63 149V147H62V145H64L63 143H65V142H67V140H68V136H70L71 135V133H72V135H75V134H77L78 135V133H79V131H80V133H82V130L83 131H85L86 130V132H87V130L89 129L90 131H88L89 133H91V131L94 133V131H97V129H95V128H98L99 129V132L97 131V132H95V134H98V136H99V138H100V140H101V142H99L100 143V145L97 147L98 148V151H101L102 153H103V151H106L108 148V146H112L113 144H115L117 141H119L118 140V138L120 139V137L121 136H119V135H122V132L126 129V125H128V124H121V126L119 125L120 123H116V121H113L112 120V122L111 121H106V119H107V114L109 113V110L111 109V108H113V107H115L117 104H119V103H121L125 108H128L129 106H131V103H132V95H130L131 94V91H130V89L129 88H124L122 91H119L120 93H119V99L118 100H114V101H112V102H108L107 101V96H108V93L106 94H104V92H102L101 94L100 93H98V94H95V95H90V93L89 94H85V90H83L84 89V87L83 86H85L87 83L91 86L92 84L91 83H93L94 85H92L91 87H96V84H97V82L99 83V81H101V80H103L104 79V75H105V78H106V72H107V70H108V67H112L113 65V67L112 68H115V69H117L119 66H120V63L122 62V61H124L125 60V58L127 59V60H125V61H127V62H129V66H130V70L131 71H133V73H135L136 74V77H135V84H137V82L138 81H140L141 79V77L143 76L142 75V73H140L139 71V74H137L136 73V68H137V63L140 61V60H142V58H144L143 56H141L142 54L141 53H138V52H136V50H132L133 49V46H135L134 44H135V37L133 38V40H132V43L130 42L131 41V36L129 35V33H128V31H127V29L126 28H124V30H123V28H120V31L118 32V31H116V33L115 32H113V29H111L112 27L110 26V24L107 22L108 20H107V18H106V16H104V14L100 11V8L98 7L99 5H100V3L102 2V1H100V0H92V1H90L89 0ZM92 2H94V4L92 3ZM96 2V3H95ZM148 2H149V4L150 5H148ZM206 2V3H205ZM216 2H217V4H218V6H217V4H216ZM259 2V3H258ZM145 3L147 4V6L145 5ZM203 3V4H202ZM214 5H213V4ZM95 4H96V6H95ZM261 4V5H260ZM145 5V7H148L149 9H147V8H143V6ZM165 5H166V2H165ZM257 5H259L258 7L260 8V6L261 7H263L264 6V0H258L257 1V4H256V7H255V12H258L259 11V9H258V7H257ZM95 6V7H94ZM201 6V7H200ZM98 7V8H97ZM192 7L194 8V9H192ZM205 7V8H204ZM208 7H209V9H208ZM221 7V8H220ZM91 8V9H90ZM188 8H189V10H188ZM88 9V10H87ZM147 9V10H146ZM212 9V10H211ZM216 11H215V10ZM257 9H258V11H257ZM93 10V11H92ZM96 10V11H95ZM146 10V11H145ZM203 10V11H202ZM207 10H209V11H207ZM192 11V12H191ZM194 11H196V12H194ZM98 12V13H97ZM186 12V13H185ZM198 12V13H197ZM201 12H202V14H201ZM207 12V13H206ZM224 12V13H223ZM227 12L228 13H230V14H227ZM95 13V14H94ZM209 13V14H208ZM100 14L101 15H103V16H100ZM186 14H188V15H186ZM199 14H201V15H199ZM208 14V15H207ZM241 16V18L240 17H238L239 15ZM141 15V16H140ZM194 15V16H193ZM205 15V16H204ZM232 15H234V16H232ZM142 16H143V18H142ZM191 16V17H190ZM235 18V20H234V18ZM64 18V19H63ZM102 18H103V20H102ZM195 18V19H194ZM205 20H204V19ZM66 19V20H65ZM81 21H80V20ZM221 19V20H220ZM231 19V20H230ZM7 20H9V19H7V18H5V16L3 17V16H1L0 15V22L3 24V22L5 23L4 25L5 26H7V24H8V28L7 27H4L3 28V26L4 25H2L1 23V25H0V28L2 27V29H0V40L3 42V43H6V41L7 42H9V39L11 40L12 38L14 39V38H16L17 37V39H19L20 38V40H18V42H19V45L18 46H22L21 48H23V49H26L27 47H29V48H31V46H33V47H35L36 48V50L41 54L42 52H41V50H43L42 49V46H44V44L42 45V43H40V39L39 38H37L36 39V37L37 36H35L36 34H38L39 33V31L38 30H36V29H31V28H28L29 26L28 25H25V27L23 26V28H21V27H19V26H17V25H15L14 27H13V23H12V21L11 20H9L8 21V23H7ZM62 20H65V21H62ZM71 20V21H70ZM79 20V21H78ZM132 20V19H131ZM184 20V21H183ZM234 20V21H233ZM248 20V21H247ZM6 21V22H5ZM74 21V22H73ZM77 23H76V22ZM203 21V22H202ZM224 21H227L226 23L224 22ZM241 21V22H240ZM242 21H244L243 23L245 24H243L242 23ZM247 21V22H246ZM249 21H251V22H249ZM65 22V23H64ZM80 22H81V24H83V27H81V24H80ZM83 22V23H82ZM100 22V23H99ZM101 22H103V24H104V28H106L107 29V32H108V44H110L111 45V47L110 48H112V47H114L115 45H117V47H118V52L120 53L119 55H121V57L120 58H118V59H115V60H112V62L111 63H109V62H105L104 63V61H102V59L100 58V56H99V52H100V46H99V39H100V36H101V34H100V31L98 30V29H100V24H102ZM141 22V23H140ZM144 22V23H143ZM213 22V23H212ZM229 22V23H228ZM12 23V24H11ZM79 23V24H78ZM140 23V24H139ZM187 23V24H186ZM199 23V24H198ZM59 24H61V26L59 25ZM75 24V25H74ZM99 24V25H98ZM105 24H107V25H105ZM182 24V23H181ZM192 24V25H191ZM195 24V25H194ZM248 24H249V26H248ZM52 25V26H51ZM55 25H57V26H55ZM74 25V26H73ZM90 25V26H89ZM109 25V26H108ZM239 25V26H238ZM11 26V27H10ZM27 26V27H26ZM76 26V27H75ZM84 26H85V29H84ZM92 26V27H91ZM144 26V27H143ZM245 26V27H244ZM74 27V28H73ZM87 27H88V29H87ZM91 27V28H90ZM99 27V28H98ZM205 27V26H204ZM222 27V28H221ZM236 27V28H235ZM11 28H12V30H11ZM20 28V29H19ZM77 28V30H75ZM79 28V29H78ZM98 28V29H97ZM109 28V29H108ZM186 28H188V29H186ZM189 28H190V30H189ZM228 28V29H227ZM246 30H245V29ZM8 29V30H7ZM26 29V30H25ZM50 29V30H49ZM52 29V30H51ZM57 29V30H56ZM74 29V30H73ZM111 29V30H110ZM243 29V30H242ZM5 32H4V31ZM22 30V31H21ZM32 30V31H31ZM36 30V31H35ZM91 30H94L95 31V36H97V37H95L94 39L95 40H91V38H90V31ZM145 31L144 33L142 32V31ZM185 30V31H184ZM188 32H187V31ZM224 30V31H223ZM7 31H9V32H7ZM16 31V32H15ZM21 31V32H20ZM38 31V32H37ZM50 31H52V32H50ZM72 31H74V32H72ZM76 31V32H75ZM82 31V32H81ZM86 33L87 32V34H85L84 32ZM110 31V32H109ZM182 33H181V32ZM238 31V32H237ZM242 31V32H241ZM245 31V32H244ZM15 34H14V33ZM20 32V33H19ZM33 32V33H32ZM54 32V33H53ZM56 32V33H55ZM72 32V33H71ZM113 32V33H112ZM219 32H220V34H219ZM244 32V33H243ZM257 32V33H256ZM2 33V34H1ZM18 33V34H17ZM48 33H50V34H48ZM79 33V34H80ZM119 33V34H118ZM141 33H142V35H141ZM185 33H186V35H185ZM188 33V34H187ZM251 33V34H250ZM27 34V35H26ZM31 34V35H30ZM53 34H54V36H53ZM72 34V35H71ZM80 34V35H81ZM96 34H100L99 36L98 35H96ZM115 34V35H114ZM116 34H117V36H116ZM127 34H128V36H127ZM45 35V36H44ZM89 35V36H88ZM110 35V36H109ZM113 35V36H112ZM123 37H122V36ZM144 35V36H143ZM16 36V37H15ZM22 36V37H21ZM27 36V37H26ZM60 36V37H59ZM86 36V37H85ZM179 36V35H178ZM235 36V37H234ZM245 36V37H244ZM247 36V37H246ZM7 37V38H6ZM19 37V38H18ZM29 37V38H28ZM31 37V38H30ZM52 37L54 38V39H52ZM58 37V38H57ZM70 37V38H69ZM99 37V38H98ZM115 37V38H114ZM116 37H117V39H116ZM119 37L121 38V39H119ZM183 37V38H182ZM263 37V38H262ZM9 38V39H8ZM56 38V39H55ZM131 38V39H130ZM220 38V39H219ZM238 38V39H237ZM24 39V40H23ZM72 41H71V40ZM113 39V40H112ZM125 41H124V40ZM247 41H246V40ZM260 39V40H259ZM263 39V40H262ZM4 40V41H3ZM26 40V42H23V41H25ZM35 40V41H34ZM38 40V41H37ZM110 40V41H109ZM139 40H141V41H139ZM220 40V41H219ZM236 40V41H235ZM242 40V41H241ZM254 40V41H253ZM31 41V42H30ZM56 41H58V40H56ZM74 41V42H73ZM114 41V42H113ZM261 41H262V43H263V45H261L262 43H261ZM28 42H29V44H28ZM42 42V41H41ZM119 42H120V44H119ZM127 42V44L126 45H124V47L125 46H127L126 48H124L123 46H122V44H124V43H126ZM189 42V43H188ZM243 42V43H242ZM259 42V43H258ZM20 43L22 44V45H20ZM98 43V44H97ZM130 43V44H129ZM233 43V44H232ZM253 43H255L256 45L254 46V44ZM31 44V45H30ZM42 46H41V45ZM55 44H56V42H55ZM73 44V45H72ZM97 44V45H96ZM136 44H137V42H136ZM139 44V43H138ZM137 44V45H138ZM188 44V45H187ZM258 44H260L261 46H259ZM25 45H27V46H25ZM114 45V46H113ZM132 45V46H131ZM228 45V46H227ZM41 46V47H40ZM95 46V47H94ZM99 46V47H98ZM120 46H121V48H120ZM247 46V47H246ZM251 46H252V48H251ZM254 46V47H253ZM256 46H257V48H256ZM116 47V48H117ZM211 47V48H210ZM261 47V48H260ZM20 47H18V49H21ZM84 48V49H83ZM89 48V49H88ZM96 48H98V49H95ZM130 48V49H129ZM135 48V47H134ZM191 48V49H190ZM227 48V49H226ZM258 48H259V51H258ZM114 49V48H113ZM195 49H196V47H195ZM195 49H193V50H195ZM201 49V50H200ZM216 49V50H215ZM232 49V50H231ZM246 49V50H245ZM82 50L84 51V52H82ZM85 50H86V52H87V56H88V53H89V59L92 61H90V63H91V65L92 66H94V68L93 67H89L88 65H83V67H84V69H85V71H86V69L88 70L87 72H86V76L84 77V79H83V81L82 82H78V81H73V82H71L70 80L68 81L66 78H65V80H67V81H65L64 79H62V81H61V88H60V90H61V92L62 91H66V95H65V92L63 93H61L60 92V90L58 91V92H56L57 93V95H56V93H55V95H54V101L53 102H51V103H49V99L50 98H48V99H46L45 98V100H42V101H33L32 102V98H30L29 96H27V98H26V94L24 95L23 93V90L24 91H26V92H30V93H32V91H33V89L31 90L30 88H32V86H33V84L32 85H30L29 86V84H31V82L32 83H37V82H39L40 80L41 81H43V80H46V79H48V80H53L54 79V76H56L55 74H56V72H57V68L55 67L56 65H57V63H58V67L60 66V65H62V67L63 66H65V64H69V62L71 61L72 63H73V65H77V64H80L81 63V61L83 60L84 61V54L86 53L85 52ZM90 50V51H89ZM99 50V51H98ZM115 50V49H114ZM212 50V51H211ZM225 50V51H224ZM80 51V52H79ZM97 51V52H96ZM121 51V52H120ZM124 51V52H123ZM211 51V52H210ZM242 51H243V53H242ZM131 52V53H130ZM134 52V53H133ZM203 52V53H202ZM218 52V53H217ZM221 52V53H220ZM128 53H130V55H128ZM228 53V54H227ZM93 54V55H92ZM94 54H96V56L94 55ZM203 54V55H202ZM215 54V55H214ZM227 54V55H226ZM230 54V55H229ZM262 54V55H261ZM78 55H79V57H78ZM128 55V56H127ZM132 55V56H131ZM189 55H188V60H187V62L185 61L184 62V64H183V66H188L190 63H191V60L189 59ZM259 55V56H258ZM75 56V57H74ZM80 56H82V57H80ZM122 56H123V58H122ZM171 56H173V55H171ZM170 56V57H171ZM200 56V57H199ZM202 56V57H201ZM214 56H215V58H214ZM219 56H221V57H219ZM72 57V58H71ZM81 58V59H78V58ZM95 57V58H94ZM125 57V58H124ZM132 57V58H131ZM224 57V58H223ZM226 57V58H225ZM250 57V58H249ZM65 58V59H64ZM175 57H173L172 59L171 58H169L168 59V61L166 62V67H167V69L168 70H170V68L172 69L173 67H175L174 65H175V62L174 61H176V60H178V59H174ZM248 58V59H247ZM131 59H133V60H131V63H130V60ZM174 59V60H173ZM203 59H205V60H203ZM214 59H217V60H214ZM53 60V61H52ZM64 60V61H63ZM75 60V61H74ZM80 60V61H79ZM97 60V61H96ZM99 60V61H98ZM102 62H101V61ZM117 60H118V62H117ZM120 60V61H119ZM180 60V59H179ZM179 60H178V64H180L181 63V61H180V63H179ZM220 60V61H219ZM229 60V61H228ZM251 60V61H250ZM260 60V61H259ZM50 61V62H49ZM93 61H95V62H97V63H94ZM190 61V62H189ZM232 61V62H231ZM63 62V63H62ZM100 62V63H99ZM218 62V63H217ZM255 62V63H254ZM257 62V63H256ZM258 62H259V64H258ZM42 63H45V64H43L44 66H43V68L41 67V65H42ZM53 63V64H52ZM55 63V64H54ZM77 63V64H76ZM83 63V62H82ZM108 65H107V64ZM117 63V64H116ZM133 63V64H132ZM134 63H135V66H134ZM177 63H176V65H177ZM187 63H189V64H187ZM223 63V64H222ZM239 63V64H238ZM242 63V64H241ZM244 63V64H243ZM94 64V65H93ZM98 66H97V65ZM103 64V65H102ZM173 64V65H172ZM223 65V66H220V65ZM53 67H52V66ZM55 65V66H54ZM119 65V66H118ZM233 65V66H232ZM242 65H243V67H242ZM21 66V65H20ZM19 66V67H20ZM101 66H103V67H105V71H104V69H102V70H100L101 68H103V67H101ZM133 66V67H132ZM235 66V67H234ZM239 66V67H238ZM25 67V66H24ZM37 67V68H36ZM48 67H49V69H51V70H49L48 69ZM55 67V68H54ZM62 67H59V68H62ZM86 67H89V68H86ZM107 67V68H106ZM220 67V68H219ZM5 68H7V70H8V67L6 66ZM44 68H45V70H44ZM90 68H93V69H90ZM257 68H259V67H257ZM20 69V70H19ZM35 69V70H34ZM135 69V70H134ZM211 69V70H210ZM213 69V70H212ZM225 70V72H223L224 70ZM247 69V70H246ZM33 70V71H32ZM48 70V71H47ZM54 70H56V71H54ZM139 70V69H138ZM208 70V71H207ZM210 70V71H209ZM217 70V71H216ZM221 70V71H220ZM223 70V71H222ZM243 70V71H242ZM1 71V70H0ZM10 71H12L11 73H10ZM36 71V72H35ZM45 71H47V73L45 72ZM52 71H54V72H52ZM135 71V72H134ZM207 71V72H206ZM214 71V72H213ZM239 71V72H238ZM13 72H15L14 73V75L15 74H17L16 72H18L19 73V75L17 74L16 76H12V74H13ZM34 72V73H33ZM39 72V73H38ZM49 72H52V74L51 73H49ZM212 72V73H211ZM222 72V73H221ZM9 73H10V75H9ZM21 73H23L21 76H20V74ZM33 73V74H32ZM88 73V74H87ZM209 73V74H208ZM223 73H225V74H223ZM6 74V75H5ZM30 74H31V76H30ZM54 74V75H53ZM104 74V75H103ZM209 76H208V75ZM211 74V75H210ZM213 74V75H212ZM244 74V75H243ZM5 75V76H4ZM9 75V77H7ZM30 76V77H26V76ZM36 75V76H35ZM43 75V76H42ZM47 75V76H46ZM101 75V76H100ZM221 75V76H220ZM32 76H33V78H32ZM40 78H39V77ZM49 76V77H48ZM88 76H89V78H88ZM95 76V77H94ZM1 77H3V78H1ZM25 79H24V78ZM43 77L45 78V79H43ZM48 77V78H47ZM103 77V78H102ZM255 77V76H254ZM258 77V79L259 80H261L262 81V83H260V84H263L264 83V80H262L259 76H257ZM5 78V79H4ZM13 78H15V79H13ZM21 78H23L26 82H24V80L23 79H21ZM87 78V79H86ZM11 79V80H10ZM30 79L32 80L31 82H30ZM34 79H35V82H34ZM86 79V80H85ZM96 79V80H95ZM98 79H100L99 81H98ZM93 82H92V81ZM258 80V81H259ZM37 81V82H36ZM88 81V82H87ZM261 81H259V82H261ZM9 82V83H8ZM14 82V83H13ZM18 82V83H17ZM64 82V83H63ZM68 82V83H67ZM95 82V83H94ZM66 83V84H65ZM77 85H76V84ZM6 84V85H5ZM9 84V85H8ZM25 84H27L26 86H25ZM37 84H39V83H37ZM63 84H64V86H63ZM69 84V85H68ZM78 84H80V85H78ZM3 85H4V87H3ZM16 85V86H15ZM65 85H68V86H65ZM6 86V87H5ZM14 86H15V89H14ZM30 87L29 88V90L28 89H26L27 87ZM81 86V87H80ZM24 87V88H23ZM26 87V88H25ZM68 87V88H67ZM77 87V88H76ZM10 88V89H9ZM66 88V89H65ZM82 88V89H81ZM14 89V90H13ZM16 89L18 90V91H16ZM22 89V90H21ZM79 89V90H78ZM127 89V90H126ZM28 90V91H27ZM82 90L84 91V93L82 94ZM8 91V92H7ZM68 91V92H67ZM75 91V92H74ZM15 92V93H14ZM87 92V91H86ZM7 93H8V95H7ZM19 93V94H18ZM22 93V94H21ZM58 93H60V94H64V95H60V94H58ZM68 93V94H67ZM72 95H71V94ZM77 93H80L81 94V96L83 95L84 97H85V95H86V97H85V100H87L86 101V103H88V102H90V103H88L87 105L86 104H84L85 106L83 107L82 105L81 106H78V105H76V107H75V104H73L74 105V107L73 106H71L70 108H68L67 109V111L66 110H64V111H62V110H59L58 108H60L61 106H62V104H63V102H65L66 100H70V101H73V100H75V99H73V95L75 94H77ZM3 94V95H2ZM18 94V95H17ZM21 94V95H20ZM2 95V96H1ZM74 95V96H75ZM89 95V96H88ZM12 96V97H11ZM25 96V97H24ZM56 96V97H55ZM58 96H62L61 98H59ZM76 96H80L79 94H77ZM82 96V97H83ZM105 96V97H104ZM124 96V97H123ZM125 96H126V98H125ZM3 97V98H2ZM5 97H7V98H5ZM19 97V98H18ZM22 97V98H21ZM66 97V98H65ZM68 97V98H67ZM83 97V98H84ZM92 97V98H91ZM96 97V99H94ZM65 98V99H64ZM73 100H72V99ZM75 98V97H74ZM98 98H99V100H101V101H99L98 100ZM3 99V100H2ZM23 99V100H22ZM28 99L29 100H31L30 102L28 101ZM4 100H6V101H4ZM53 99H51L50 101H52ZM94 100H95V102H94ZM2 101H3V103L4 104H6V105H4L3 103H2ZM13 101V102H12ZM119 101V102H118ZM21 102V103H20ZM43 102V103H42ZM56 102V103H55ZM99 102H101V103H99ZM128 102V103H127ZM10 103V104H9ZM52 103H53V105H52ZM74 103V102H73ZM93 103H95V105L93 104ZM28 104V105H27ZM110 106V109H108L109 107H108V105ZM14 105V106H13ZM18 105V106H17ZM46 105V107L48 106V105H50L49 107H44ZM91 105V106H90ZM102 105H103V107H102ZM19 106H21V109H20V107ZM92 106H93V108H92ZM13 107H14V109H13ZM16 107V108H15ZM28 107V108H27ZM37 107V108H36ZM82 107V108H81ZM94 107H95V109H94ZM2 108V109H1ZM6 110H5V109ZM8 108V109H7ZM26 110H25V109ZM52 108V109H51ZM79 110H78V109ZM85 108H87V109H85ZM91 108V109H90ZM97 108V109H96ZM106 108V109H105ZM34 109L36 110V111H34ZM38 109H41V110H39L38 111ZM101 109V110H100ZM90 110V111H89ZM104 110V111H103ZM108 110V111H107ZM12 111V112H11ZM15 113H14V112ZM18 111H19V116H18ZM23 111V112H22ZM27 111H30V112H27ZM52 111V112H51ZM94 111V112H93ZM8 112H9V114H8ZM26 112V113H25ZM42 112L44 113V114H42ZM7 113V114H6ZM17 113V114H16ZM23 113V114H22ZM26 115H25V114ZM32 113H33V116H32ZM34 113H36V114H34ZM38 113V114H37ZM56 113H59V114H57V117H55V114ZM101 113H103V116H104V118L102 119V114ZM28 114H31V115H28ZM50 114L51 115H53L52 117L50 116ZM60 114H61V116H60ZM92 114H93V116H92ZM2 115H3V117H2ZM13 115V116H12ZM21 115V116H20ZM41 115H43V117L41 116ZM46 115V116H45ZM84 115V116H83ZM88 115H90V116H88ZM95 115V116H94ZM5 116V117H4ZM16 116V117H15ZM30 116V117H29ZM38 118H37V117ZM40 116H41V119H40ZM47 116H50V117H47ZM70 116V117H69ZM22 117H24V118H22ZM27 117H29V118H27ZM34 117V118H33ZM66 117V118H65ZM2 118V119H1ZM5 120H4V119ZM43 118H44V120H43ZM49 118V120L51 121H53L52 123L48 120L47 121V119ZM59 118V119H58ZM71 118H73V119H71ZM78 118V119H77ZM18 119H19V121H18ZM26 119V120H25ZM11 120V121H10ZM22 120V121H21ZM29 120V121H28ZM32 120V121H31ZM43 120V121H42ZM73 120V121H72ZM80 120V121H79ZM85 120V121H84ZM4 121V122H3ZM34 121V122H33ZM64 121V122H63ZM75 121V122H74ZM100 121H106L105 123V125H104V123H103V125H102V122H100ZM13 122H16V123H13ZM20 122V125L18 124ZM36 122H38V123H36ZM48 122V123H47ZM61 122V123H60ZM93 123V124H90V123ZM100 122V123H99ZM110 122L113 124L112 126H109V125H111L110 124ZM114 122V123H113ZM24 123V124H23ZM40 123V124H39ZM50 123V124H49ZM72 123V124H71ZM76 123V124H75ZM107 123H109V124H107ZM5 124V125H4ZM10 124V125H9ZM14 124V125H13ZM42 124V125H41ZM102 125L101 127L100 126H98V125ZM116 124V125H115ZM4 125V126H3ZM7 125V126H6ZM16 125V126H15ZM27 125H29V126H27ZM32 125H34L35 126V128H34V126H33V128H32ZM37 125V126H36ZM45 125V126H44ZM62 125V126H61ZM73 125V126H72ZM90 127H89V126ZM93 125V126H92ZM96 125H97V127H96ZM125 125V126H124ZM3 126V127H2ZM12 126V127H11ZM18 126H19V128H18ZM25 126V127H24ZM44 126V127H43ZM51 128H50V127ZM83 126V127H82ZM88 126V127H87ZM103 126H106V128L107 129H102L103 128ZM11 127V128H10ZM24 127V128H23ZM36 127H37V131H36ZM47 127V128H46ZM119 127H121V128H119ZM128 127H129V125H128ZM12 128H13V130H12ZM15 128H17L16 130H14ZM22 128V129H21ZM44 128V129H43ZM66 128V129H65ZM73 128V129H72ZM83 128V129H82ZM93 128V129H92ZM117 128H118V130H117ZM20 129V130H19ZM30 129V130H29ZM52 129V130H51ZM65 129V130H64ZM81 129V130H80ZM92 129V130H91ZM102 129V130H101ZM116 129V130H115ZM122 129V130H121ZM2 130V131H1ZM28 130V131H27ZM56 130V131H55ZM69 132H67V131ZM70 130V131H69ZM78 131V133H76L77 131ZM104 130H106V131H104ZM7 131V132H6ZM100 131H104L103 132V134L102 135H100ZM2 132V133H1ZM5 133V135H4V133ZM9 132V133H8ZM12 133V135H14L15 136V138L11 135V133ZM38 132V133H37ZM55 132H57V133H55ZM61 132V133H60ZM22 133V134H21ZM51 133V134H50ZM79 133V134H80ZM102 133V132H101ZM109 133V134H108ZM19 134V135H18ZM108 134V135H107ZM12 137H11V136ZM21 135H22V137H21ZM117 135V136H116ZM3 136H4V138H3ZM17 136V137H16ZM45 136V137H44ZM51 136V137H50ZM53 136V137H52ZM97 136V137H98ZM115 136V137H114ZM2 137V138H1ZM47 137V138H46ZM64 137V138H63ZM71 137V136H70ZM106 137H107V139H106ZM17 138V139H16ZM38 138V139H37ZM53 138V139H52ZM63 138V139H62ZM10 139V140H9ZM24 139H26V140H24ZM67 139V140H66ZM17 140H19V141H17ZM53 140V141H52ZM106 140V141H105ZM108 140V141H107ZM110 140V141H109ZM11 141V142H10ZM27 141V142H26ZM32 141V142H31ZM116 141V142H115ZM16 142V143H15ZM21 142H22V144H21ZM60 142H61V144H60ZM109 142V143H108ZM3 143V144H2ZM43 143H44V145H43ZM51 143V144H50ZM54 145H53V144ZM105 143H107V144H105ZM111 143V144H110ZM5 144V145H4ZM20 144V145H19ZM41 144H42V147H41ZM4 145V146H3ZM12 147H11V146ZM37 145H39V146H37ZM46 145V146H45ZM51 145V146H50ZM65 145H66V143H65ZM64 145V146H65ZM14 146V147H13ZM22 146V147H21ZM23 146H26V147H23ZM28 147H30V148H28ZM44 147V148H43ZM54 147V148H53ZM55 147H56V149H58L59 148V150H60V153H58L56 156H50V157H53L52 159L50 158V157H48V156H41V159H40V156H39V159H40V161L38 160V156H33V157H35V158H37V162H34L35 163V165H31V164H33V162L30 164V165H28V163H27V161H24V162H26L27 163V165L29 166V169L27 168L28 166L27 165H25L24 163H22L23 161L21 160V165H19V164H17V162H16V160H18V159H23V160H26V159H28L29 157L31 158V156H28V155H30V154H34L33 152H37V153H44L45 154V152H46V154H49V153H51L52 152V150L54 149V150H56L55 149ZM62 147V148H61ZM83 147V148H82ZM86 147H87V149H86ZM11 148V149H10ZM13 148V149H12ZM15 148H16V150H15ZM17 148H19V149H17ZM27 150V152L25 151V149ZM39 148V149H38ZM41 148V149H40ZM42 148H43V150H42ZM52 148V149H51ZM97 148L96 149H94L93 148V150L94 151H96L97 150ZM31 149H33V150H31ZM79 149V150H78ZM81 149V150H80ZM104 149V150H103ZM10 150H12L14 153L16 152L17 154H16V156H9L10 158V160L8 159V156H6L7 158H5L4 156L5 155H8L9 153H7L8 151H10ZM19 150V151H18ZM24 150V151H23ZM41 150V151H40ZM53 150V151H54ZM29 151V152H28ZM31 151V152H30ZM40 151V152H39ZM48 151V152H47ZM56 151H58V150H56ZM76 151H78V152H76ZM87 151V152H88ZM98 151H96V152H98ZM6 152V153H5ZM22 152V153H21ZM35 152V153H36ZM69 154H67V153ZM70 152V153H69ZM4 153V154H3ZM36 153V154H37ZM63 153V154H62ZM66 153V154H65ZM63 155V156H60V155ZM66 156H65V155ZM84 154V155H83ZM4 155V156H3ZM17 155H19V156H17ZM20 155H21V157H20ZM28 156V158H26V156ZM77 155V156H76ZM79 155V156H78ZM68 156H70L69 158H68ZM72 156V157H71ZM74 156V157H73ZM16 157H18V158H16ZM20 157V158H19ZM22 157H24V158H22ZM80 159H78V158ZM29 158V159H30ZM44 158V159H43ZM63 158L65 159V160H63ZM67 158H68V160H69V162L67 161ZM7 159H8V161H7ZM15 161H14V160ZM83 161H82V160ZM3 160H5V161H3ZM44 160V161H43ZM53 160V161H52ZM77 160V161H76ZM79 160V161H78ZM10 161V162H9ZM12 161V162H11ZM46 161H48V162H46ZM61 161V162H60ZM63 161V162H62ZM64 161L66 162V163H64ZM71 161V162H70ZM75 161V162H74ZM88 161V162H87ZM2 162V163H1ZM5 162V163H4ZM7 162V163H6ZM40 162V163H39ZM43 162V163H42ZM52 162V163H51ZM79 162H80V164H79ZM16 163V164H15ZM37 163L39 164V165H37ZM61 164V165H60ZM90 164V166H88ZM10 165V166H9ZM45 165H46V167H45ZM48 165V166H47ZM57 165V167H54V166H56ZM64 165V166H63ZM69 165V166H68ZM85 165V166H84ZM87 165V166H86ZM94 165V166H93ZM2 166H5L6 168L4 169ZM12 166V167H11ZM23 166H25L24 168H23ZM34 168H33V167ZM42 166V167H41ZM66 166V167H65ZM92 166V167H91ZM8 167V168H7ZM20 167V168H19ZM31 167V168H30ZM41 167V168H40ZM63 167V168H62ZM36 168V169H35ZM65 168V169H64ZM71 168V169H70ZM75 168V169H74ZM4 169V170H3ZM13 169L14 170H18V171H20V173L18 172V171H13ZM47 169V170H46ZM56 171H55V170ZM58 169V170H57ZM64 169V170H63ZM93 169H95V170H93ZM44 170V171H43ZM50 170V171H49ZM87 170V171H86ZM92 170H93V172H92ZM42 171V172H41ZM59 171V172H58ZM65 171V172H64ZM80 171V172H79ZM16 172V173H15ZM32 172V173H31ZM89 172H91V173H89ZM94 172H96V173H99L100 172V174L98 175V174H94ZM2 173V174H1ZM6 173V174H5ZM22 173V174H21ZM53 173V174H52ZM58 173V174H57ZM86 173V174H85ZM12 174H13V176H12ZM27 174V175H26ZM34 174V175H33ZM46 174H47V176H46ZM6 175V176H5ZM7 175H9V176H7ZM43 175V176H42ZM69 175V176H68ZM81 175V176H80ZM91 175V176H90ZM94 175V176H93ZM19 176V177H18ZM30 176V177H29ZM55 176V177H54ZM88 178H87V177ZM27 177V178H26ZM29 177V178H28ZM49 177V178H48ZM95 177V178H96ZM10 178V179H9ZM14 178V180H12ZM54 178V179H53ZM72 178V179H71ZM76 178V179H75ZM86 178V179H85ZM31 179H33V181H36V182H33ZM49 179V180H48ZM10 180L11 181H13V182H10ZM22 180V181H21ZM69 180V181H68ZM88 180V181H87ZM92 180V181H91ZM8 181V182H7ZM81 181V182H80ZM18 182H20V183H18ZM31 182H32V184H34L35 183V187L37 188V190L34 188V186L31 184ZM38 182V183H37ZM48 182V183H47ZM83 182V183H82ZM15 185H14V184ZM17 183V184H16ZM36 183H37V185L39 186H36ZM58 183H59V185H58ZM87 183V184H86ZM8 184V185H7ZM65 184V185H64ZM91 184V185H90ZM17 185V186H16ZM27 185V186H26ZM74 185V186H73ZM82 185V186H81ZM90 185V186H89ZM8 186V187H7ZM15 188H14V187ZM22 186V187H21ZM73 186V187H72ZM81 186V187H80ZM86 186V187H85ZM52 187H55V188H52ZM79 189H78V188ZM90 187V188H89ZM5 188V189H4ZM10 188V189H9ZM26 188V189H25ZM56 188H57V190H56ZM28 189V190H27ZM59 189V190H58ZM73 189V191H71ZM86 189V190H85ZM19 190V191H18ZM51 190V191H50ZM53 190L55 191V192H53ZM83 190H85V191H83ZM8 191V192H7ZM21 191V192H20ZM26 193H25V192ZM36 192V194H35V192ZM58 191H60V192H58ZM63 191V192H62ZM181 191H184L183 189L181 190ZM7 192V193H6ZM19 192V193H18ZM44 192V193H43ZM50 192V193H49ZM52 192V193H51ZM188 192H191V194H190V196L192 195V191H184V192H182V193H180L181 194V196L182 197H184V198H187L188 197V199H189V194H187ZM38 193V194H37ZM41 193H43V194H41ZM58 193V194H57ZM63 193V194H62ZM68 193V194H67ZM184 193V194H183ZM7 194H8V196H7ZM11 194H12V197H11ZM28 194V195H27ZM73 194V195H72ZM76 194V195H77ZM23 195V196H22ZM25 195V196H24ZM43 195V196H42ZM49 195V196H48ZM64 195H65V197H64ZM263 195H264V192H263ZM262 195V196H263ZM5 196V197H4ZM6 196H7V198H6ZM28 196V197H27ZM29 196H31V197H29ZM36 196H38V197H36ZM48 196V197H47ZM68 196H70V198L68 197ZM72 196V197H71ZM187 196V197H186ZM2 197V198H1ZM11 197V198H10ZM17 199H16V198ZM24 197V198H23ZM59 198V199H57V198ZM61 197V198H60ZM14 198V199H13ZM28 198V199H27ZM40 198V199H39ZM169 198H170V202L172 203V202H175V201H173L172 199L174 198H172V195L171 194H169L168 196H166V203H167V205L166 206H171L172 205V207L175 209H180L179 207H181L180 206V203H179V205H177L176 203H177V201L175 202V203H173V204H171L170 205V202H169ZM261 198H263V197H261ZM6 199V200H5ZM7 199H8V201H7ZM9 199H11V200H9ZM37 199V200H36ZM45 199V200H44ZM49 199V200H48ZM69 199H70V201H69ZM187 199V200H188ZM264 199V198H263ZM39 200V201H38ZM47 200V201H46ZM63 200V201H62ZM168 200V201H167ZM4 203H3V202ZM7 201V202H6ZM51 201V202H50ZM60 201H62V202H60ZM26 202V203H25ZM35 202V203H34ZM43 202V203H42ZM46 202H49L48 204L46 203ZM57 204H56V203ZM169 202V203H168ZM192 202V201H191ZM191 202H189V204L188 205H190L191 204ZM263 203H264V201H262ZM9 203V204H8ZM12 203V204H11ZM51 203H53L52 205H50ZM62 203V204H61ZM263 203H261L263 206H264V204ZM3 204V205H2ZM24 204H25V207L26 208H28L29 207V209L30 210H32V211H28L25 207H24ZM28 204V205H27ZM34 204H36V205H34ZM45 204H47V205H45ZM66 206H65V205ZM175 204V205H174ZM198 203H196V201H195V203L191 206V207H189V208H193L192 210H198L199 208H195V207H197L198 205H197ZM226 202H224V204H223V206H224V208H223V211H228V209H227V207L229 206V204L227 205V207H225L226 206ZM254 204V203H253ZM2 205V206H1ZM11 205V206H10ZM53 205H55L54 207H53ZM62 205V206H61ZM175 207H174V206ZM185 205H187V203H185ZM195 205V206H194ZM251 206H252V204H250ZM256 204H254L252 207L250 206L249 207V205L247 206H245L246 208H244L245 209V211H247V212H245V213H247L248 215V217L246 216V214H244L243 213V215H245V216H243L242 214H240L239 212V214L240 215H242V217H245L246 218V220L248 219V221H249V223H248V225H250L249 226V228L250 229H252V231H254L255 230V233H253L252 232V235L254 234V237H255V239L257 240V238L259 239L260 238V230H258L259 229V227H260V229H261V232L264 230H262V228L261 227H264V224L263 223H260L259 222V220L260 219H262V220H264V218H259V220L258 219H256V220H254L255 219V215L257 214V212H258V214H259V212H260V209L262 208H264V207H262V205H259V206H261V208L260 207H258V208H256V206H255ZM22 206H23V208H22ZM37 206V207H36ZM41 206V207H40ZM50 206H51V208H50ZM65 206V207H64ZM177 206V207H176ZM2 207V208H1ZM14 207V208H13ZM16 207V208H15ZM43 207V209H39V208H42ZM187 207V208H188ZM198 207H200V206H198ZM247 207H249V209L247 208ZM255 207V208H254ZM36 208H38L39 210H43L44 212H42V214L40 215L39 214V212L37 211L38 209H36ZM56 208L57 210H54V209ZM60 208H61V210H60ZM64 208V209H63ZM181 208H184V207H181ZM186 208V207H185ZM181 209L182 211H179L180 213H184V214H186L187 212H188V210L187 209ZM201 208V207H200ZM8 209V210H7ZM15 209V210H14ZM25 209V210H24ZM45 209V210H44ZM49 209H52L51 210V212L54 210V214L55 213H57V215L55 214V216L54 217H51L50 216V214H49V212H48V210ZM202 209V208H201ZM200 209V210H201ZM247 209V210H246ZM253 209V210H252ZM256 209V210H255ZM6 210V211H5ZM27 210V212L25 213V211ZM186 210H187V212H186ZM192 210H189V212H191ZM196 210V211H197ZM203 210H205V209H203ZM202 210V211H203ZM249 210V211H248ZM9 213H8V212ZM40 211V212H41ZM196 211L194 212V214L196 215L197 213H196ZM199 211V210H198ZM201 211V213H203ZM241 211H243L242 209H241ZM240 211V212H241ZM254 211V212H253ZM256 211V212H255ZM11 212H12V214H11ZM18 212V213H17ZM21 212V213H20ZM28 212H29V214L31 215H29L28 214ZM35 212V213H34ZM47 212H48V214H47ZM174 212H175V215L176 214H178V211L177 210H174ZM177 212V213H176ZM262 212H264V211H262ZM262 212H260L261 214H262ZM2 213V214H1ZM180 213H179V215H180ZM192 213L193 212H191L190 214L192 215ZM254 213H256L255 215H254ZM15 216H14V215ZM26 214H28L29 216H27ZM37 214V215H36ZM260 214V215H261ZM11 215H13V216H11ZM179 215H178V217H179ZM263 215V217H264V213L262 214ZM261 215V216H262ZM11 216V217H10ZM33 216V217H32ZM177 216V215H176ZM175 216V217H176ZM254 218L253 220H252V217ZM30 217H32V218H30ZM41 217V218H40ZM43 217V218H42ZM193 217V216H192ZM194 217H196V216H194ZM249 217H251V220H249L250 218ZM3 218V219H2ZM10 218V219H9ZM16 218V219H15ZM29 218V219H28ZM49 218V219H48ZM200 219H201V217H199ZM199 218H197V222H199V223H201L202 224V226H205L204 224L205 223H208V221L207 220H209V219H207V217H206V219H204L202 222H200V219ZM245 218H243L244 220H245ZM256 218H258L257 216H256ZM18 219V221H16ZM27 219V220H26ZM36 219H38V220H36ZM43 219V220H42ZM46 219V220H45ZM54 219V220H53ZM178 219H180V218H174V219H172V221L173 222H177V223H174V224H178V225H183V222L181 221V220H183V219H180V220H178ZM194 219V218H193ZM202 219H203V217H202ZM25 220V221H24ZM34 220V221H33ZM52 220H53V222H52ZM258 220V221H257ZM7 221V222H6ZM30 221V222H29ZM50 221V222H49ZM57 221V222H56ZM171 221V222H172ZM180 221V222H179ZM206 221V222H205ZM247 221V222H248ZM251 221H256L255 223H257L256 225H255V223H253L254 224V226H253V224L251 223ZM261 221V220H260ZM171 222H169L168 221V223L167 222H165V226H164V229H165V231H167L166 233H168V229H169V232L171 231L170 230V226L169 225H171ZM179 222V223H178ZM246 222V221H245ZM247 222H246V224H247ZM258 222L261 224V226H259V224H258ZM5 223V224H4ZM20 225H19V224ZM35 223V224H34ZM38 223V224H37ZM42 223V224H41ZM54 223H56V224H54ZM204 223V224H203ZM222 223V222H221ZM220 223V226L218 225L219 224V222H218V224H216V226L218 225V227L217 228H215L213 231L212 230H210V231H212L213 233H214V231L215 230H217V235L222 231V229L224 228V227H222V225H225V224H221ZM11 224V225H10ZM29 224V225H28ZM44 224V225H43ZM164 224V223H163ZM163 224H158V225H160V227L161 226H163ZM201 224H200V226H201ZM210 224V220H209V223L208 224H206V227H207V225H209ZM252 224V225H251ZM3 225V226H2ZM14 225H16V226H14ZM32 226V228H31V226ZM41 225V226H40ZM53 225V226H52ZM173 225V224H172ZM48 226V227H47ZM215 226V227H216ZM4 227H7V228H4ZM12 227V228H11ZM13 227H14V229H13ZM157 227H159V226H157ZM167 227V228H166ZM220 227V228H219ZM222 227V228H221ZM15 228H16V230H17V232H16V230H15ZM20 228V229H19ZM26 228V229H25ZM33 229L32 231L30 230V229ZM47 228H48V230H47ZM202 228H204V227H202ZM201 227L199 228L200 230L202 229ZM219 228V229H218ZM5 229V230H4ZM8 229V230H7ZM37 231H36V230ZM53 229V230H52ZM158 229H162V227L161 228H158ZM4 230V231H3ZM28 230H29V232H28ZM47 230V231H46ZM59 230V231H58ZM21 231V232H20ZM44 231V232H43ZM157 231L158 230H156V232H155V234H157ZM209 231V233H212V232H210ZM5 232V233H4ZM13 232H14V234H13ZM216 232V231H215ZM23 233V234H22ZM33 233V234H32ZM47 233V234H46ZM159 233V232H158ZM175 233H177V232H175ZM212 233V234H213ZM262 233H264V232H262ZM9 234V235H8ZM26 234V235H25ZM28 234V235H27ZM30 234V235H29ZM155 234L154 235H152V236H144V235H142V236H144L145 238H144V241H143V239L141 240V237L142 236H135V237H137V238H140V240L139 241H141V243L140 244H145V243H147V242H149V243H151V242H153L154 244H156V240H154V241H152V239L155 237ZM169 234V233H168ZM173 234V233H172ZM211 234V235H212ZM216 234V233H215ZM215 234H213L212 235V237H208V239L207 240H205L207 237H205V235H204V242L203 241H198V243L196 242H193L192 241V243L190 242H187V241H189V240H187L186 242H185V245H183V246H181V248L183 249H186V251H187V249H188V251H190V253H191V251L193 250L192 248L194 247V246H196L197 244H199L198 245V247H199V249H198V247H197V249H198V251L200 252V253H202V251L203 252H205L206 250L205 249H201V248H206V246L208 247V245H210V243L212 242V244H213V241L215 240ZM178 234H174V236H177ZM208 235V234H207ZM210 235V234H209ZM258 235V236H257ZM261 235H263V234H261ZM8 236V237H7ZM18 236V237H17ZM32 236H30V237H32ZM164 236V238H165V235H163ZM162 235H160L159 234V236H157L156 235V238L158 237V238H162L163 237ZM214 236V237H213ZM21 237H22V239H21ZM25 239H24V238ZM257 237V238H256ZM264 237V235L261 237V239H264L263 238ZM11 238V239H10ZM16 238V239H15ZM17 238H18V240H17ZM147 238V239H146ZM203 238V237H202ZM214 238V239H213ZM27 239V243L29 244H25L26 242H25V240ZM133 239H136V238H133ZM155 239V238H154ZM160 239H158V241L161 243H163L164 242V239L161 241ZM211 240V239H213V241L211 240V241H208V240ZM7 240V241H6ZM9 240H11V241H9ZM16 240V241H15ZM145 240H147V242L145 241ZM15 241V242H14ZM19 241V242H18ZM191 241V240H190ZM126 242H127V240H126ZM125 242V243H126ZM144 242V243H143ZM10 243V244H9ZM14 245H13V244ZM15 243H17L18 245H20L19 243H21V246H18L17 244H15ZM124 243V242H123ZM158 243V242H157ZM171 244H172V246L173 247H171V246H167L166 248H165V246L163 247V249H162V251L160 250V252L161 253H164V254H166L167 252H168V256H169V254H170V257H168V259L170 258V260H173V263H174V261H179L180 260V258H186V259H188V261H189V259L193 262V258L195 257H190L189 255H191L188 251L186 252H184V249L182 250L181 248H180V246H177V245H175V243L173 242H170ZM166 244V245H171V244ZM148 244V243H147ZM147 244H145V245H147ZM174 244V245H173ZM186 244H188L187 245V247H185L186 246ZM202 244V245H201ZM207 244V245H206ZM3 245H5V246H7L8 245V247H9V251L6 249V251H5V249L3 250L2 248V246ZM12 245V246H11ZM245 244H242V245H240V247H242V249L244 250L243 252H246L247 254H249V253H251L252 255V257H253V259L254 258H256L257 259V261H258V258H259V260H263L262 261V263H264V250L263 251H260V253H259V251L257 250V249H254V248H251V247H249V248H247V246H244ZM27 248H26V247ZM28 246H30L31 247V250H32V252H31V250H30V248L28 247ZM35 246V245H34ZM175 246V247H174ZM211 246V245H210ZM239 246V245H238ZM117 247V246H116ZM115 247V248H116ZM130 247H132V248H130ZM169 247V248H168ZM178 247V248H177ZM240 247L239 248H237L236 246H234L233 248L234 249H232L231 251H232V253H234L233 251H236L235 250V248L236 249H239L240 251L242 250V249H240ZM5 248H7V247H5ZM11 248V249H10ZM22 248V249H21ZM28 248H29V250H28ZM210 248V247H209ZM26 249V250H25ZM41 249V250H40ZM109 249V250H108ZM117 249H118V247H117ZM117 249H115V250H117ZM131 249V250H130ZM167 250V252H166V250ZM170 249V250H169ZM180 249V250H179ZM192 249V250H191ZM16 250V252L14 253V251ZM23 250H24V253H23ZM36 250H38V251H36ZM108 250V251H107ZM119 250V249H118ZM117 250V251H118ZM135 250V251H134ZM175 250V251H174ZM205 250V251H204ZM225 249H223V251H224ZM227 250V249H226ZM225 250V252H222V251H215V252H211L209 255H207L208 256V259H207V256L205 257L206 258V261L207 262H205V261H202V264H203V262H205L204 264H223V263H225V264H228L227 263V260H228V262H230L229 264H232L233 262L235 263V264H237V263H240L241 261L238 259V256H239V253H238V251H236V253L234 254V256L232 255V253H231V256H229L230 258V260L228 259V258H224V257H226V256H223L222 258L221 257H218V253L222 256L223 254L225 255H230L229 253H230V251L229 250H227L226 251ZM262 250V249H261ZM36 251V252H35ZM107 251V252H106ZM116 251V252H117ZM122 251H124L123 253H122ZM179 251V252H178ZM258 251V252H257ZM28 252V253H27ZM46 252H48V253H46ZM119 252V251H118ZM117 252V253H118ZM166 252V253H165ZM178 252V253H177ZM218 252V253H217ZM223 254H222V253ZM227 252V253H226ZM242 252V251H241ZM240 252V253H241ZM249 252V253H248ZM262 252V253H261ZM12 253H14V256L12 255ZM40 253H42L41 255H39ZM52 255H51V254ZM106 253V254H105ZM176 253V254H175ZM216 253H217V255H216ZM10 254V255H9ZM21 255V256H19V255ZM45 254V255H44ZM73 254V255H72ZM85 254V255H84ZM172 254V255H171ZM175 254V255H174ZM185 254H188V256H189V258H187L186 256H184ZM203 254V253H202ZM238 254V255H237ZM17 257H16V256ZM22 255H23V258H22ZM27 255H29V257L30 258H28L27 257ZM72 255V256H71ZM79 255V256H78ZM88 255V256H87ZM106 255H108L109 257H110V255L112 256V259L111 258H109L108 256L107 257H104V256H106ZM118 255V254H117ZM116 255V256H117ZM120 255H118V256H120ZM215 255V256H214ZM219 255V256H220ZM241 255V254H240ZM50 256L52 257H55V259L57 258L58 260H55L54 258H53V260H52V258L50 259ZM91 256V257H90ZM138 256H140V257H138ZM146 256V255H145ZM145 256H143V257H145ZM176 256V257H175ZM193 256V255H192ZM258 258H257V257ZM15 257V258H14ZM21 259H20V258ZM25 257H26V259H25ZM38 257H40V258H38ZM41 257H43V258H41ZM49 257V258H48ZM101 257H103V259H101ZM211 257V258H210ZM213 257H214V259H213ZM240 258H241V256H239ZM19 258V259H18ZM28 258V259H27ZM32 258H34V259H32ZM44 258L46 259V258H48V259H46L47 260V262H45L46 260H44ZM66 258H68V259H66ZM105 258V259H104ZM118 258V259H117ZM192 258V259H191ZM219 258V259H218ZM224 258V259H223ZM261 258V259H260ZM32 259V260H31ZM95 259V260H94ZM101 260V262H100V260ZM109 259H111V260H109ZM167 259V260H168ZM223 259V260H222ZM256 259H254V260H256ZM19 260V261H18ZM32 261V263H29L30 261ZM60 260V261H59ZM70 260V261H69ZM75 260H73V262L75 261ZM170 260H168L167 262H168V264L169 263H172ZM221 260V261H220ZM233 260V261H232ZM234 260H236V261H234ZM50 261H53V262H50ZM63 261V262H62ZM118 261V262H117ZM148 261V263H150L151 264V262H153L152 264H156L154 261H151V262H149ZM156 261V260H155ZM183 261H184V259H183ZM187 260H186V263L188 262ZM240 261V262H239ZM57 262V263H56ZM65 262V263H64ZM157 262V261H156ZM196 262V261H195ZM201 262V261H200ZM218 262V263H217ZM220 262V263H219ZM223 262V263H222ZM249 262V261H248ZM251 262H253V261H250V263ZM185 263V262H184ZM185 263V264H186ZM188 263H191L190 261L188 262ZM194 263V262H193ZM233 263V264H234ZM249 263V264H250ZM254 264H255V262H253ZM258 264L260 263V261H258L257 262ZM110 264H112V262L110 263ZM157 264H159L158 262H157ZM174 264H177V263H174ZM192 264V263H191ZM196 264H198V261L196 262ZM201 264V263H200ZM248 264V263H247ZM252 264V263H251Z\"/></svg>",
    "mask_w": 264,
    "mask_h": 264
}]
</instances>
